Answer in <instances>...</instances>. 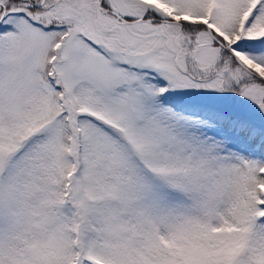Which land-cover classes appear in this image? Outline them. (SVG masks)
<instances>
[{"label": "snow or ice", "instance_id": "6c2138e0", "mask_svg": "<svg viewBox=\"0 0 264 264\" xmlns=\"http://www.w3.org/2000/svg\"><path fill=\"white\" fill-rule=\"evenodd\" d=\"M0 264H264V0H0Z\"/></svg>", "mask_w": 264, "mask_h": 264}]
</instances>
